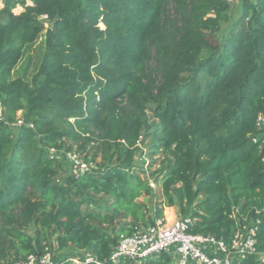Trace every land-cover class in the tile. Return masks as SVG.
<instances>
[{"label": "trees", "instance_id": "16d2710c", "mask_svg": "<svg viewBox=\"0 0 264 264\" xmlns=\"http://www.w3.org/2000/svg\"><path fill=\"white\" fill-rule=\"evenodd\" d=\"M232 15L227 0L3 1L0 264L51 245L110 264L112 248L164 207L227 248L232 211L248 214L258 255L231 264H264V0H241ZM41 18L39 69L30 83L13 79ZM88 148L82 159L100 151L101 162L76 178L66 154Z\"/></svg>", "mask_w": 264, "mask_h": 264}, {"label": "built area", "instance_id": "2783aa9c", "mask_svg": "<svg viewBox=\"0 0 264 264\" xmlns=\"http://www.w3.org/2000/svg\"><path fill=\"white\" fill-rule=\"evenodd\" d=\"M236 1L227 0L231 4ZM1 114L0 107V117ZM262 121V116H258L257 122ZM22 124L19 119L17 125ZM66 158L71 163L72 174L76 178L95 167L91 161L85 162L76 151L67 153ZM230 217L234 221L235 232L228 248L214 236L190 232L196 224V220L190 216L170 220L162 218L156 219L152 225L135 227L129 237L121 239L112 248L109 262L119 264L128 261L140 264L146 258L169 254L173 264H231L232 259L243 260L247 256H257L256 234L259 221L251 219L249 222L248 214L243 215L237 209L232 211ZM82 253L84 264H101L90 254ZM79 261V258L72 259L73 264H78ZM15 264H55L53 251L47 246L43 254L29 255L24 261Z\"/></svg>", "mask_w": 264, "mask_h": 264}, {"label": "rangeland", "instance_id": "374dc122", "mask_svg": "<svg viewBox=\"0 0 264 264\" xmlns=\"http://www.w3.org/2000/svg\"><path fill=\"white\" fill-rule=\"evenodd\" d=\"M3 1L4 0H0V7H2L3 5ZM240 2L241 0H237L236 2H234L233 4H231L232 6V19L235 20L238 16L239 13V6H240ZM27 3H30L29 1H27ZM14 12L16 14L22 12V8L17 7L16 9H14ZM43 22V32L42 35L39 37V39L37 41H35L34 43L26 46L23 50L22 53V57L19 60L18 64L16 65V67L14 68L13 72H12V77L13 79L15 78H20L23 81L30 83L32 77L37 73L40 63L42 61L44 52H45V32L46 30L50 27V24L46 21L45 18H41L40 19ZM22 119V113L21 112H17L16 114V122L11 125L12 129L14 132H18V128L19 127L17 125V121ZM146 147L143 148V154H146ZM77 153L79 154V156L83 159L91 157L94 154V150L91 148H88L84 151L81 150H77ZM102 159V155L100 154V151L98 153V155L96 156V160L94 162L95 165L99 164ZM146 160V159H143ZM97 167V166H96ZM148 172H146L144 174V177H147ZM152 184V182H151ZM152 187L154 189V196L155 197H159L161 192L158 188V186L152 184ZM141 201V200H139ZM146 205L149 206V203L146 202ZM193 212V209L191 208L189 210V214H191ZM163 219H167L170 220L171 218L173 219H178L180 216L178 210L176 207H164L163 208ZM53 247V245H51ZM51 247V248H52ZM53 251V256H54V262L55 264H58L61 260L70 258V257H76V258H82L83 253H79L76 252L75 250L72 249H68L66 251H60L57 250L56 248H52ZM74 257V258H75Z\"/></svg>", "mask_w": 264, "mask_h": 264}, {"label": "bare ground", "instance_id": "6f19581e", "mask_svg": "<svg viewBox=\"0 0 264 264\" xmlns=\"http://www.w3.org/2000/svg\"><path fill=\"white\" fill-rule=\"evenodd\" d=\"M102 28V26H100Z\"/></svg>", "mask_w": 264, "mask_h": 264}]
</instances>
